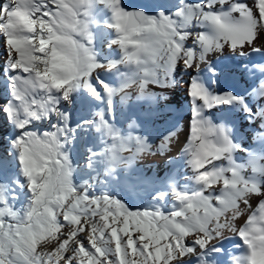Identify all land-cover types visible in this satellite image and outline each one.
Instances as JSON below:
<instances>
[{
	"label": "snow or ice",
	"instance_id": "6c2138e0",
	"mask_svg": "<svg viewBox=\"0 0 264 264\" xmlns=\"http://www.w3.org/2000/svg\"><path fill=\"white\" fill-rule=\"evenodd\" d=\"M35 2L39 4V0ZM104 2L107 0H101V3ZM113 5L116 23L107 25L109 29H120L125 15L130 20L143 23L145 28L130 30L124 27L122 32L109 36L105 31H92L85 25L87 46L76 45L77 51L74 53L71 37L68 32H64L71 22L56 20L55 28L61 31L56 32L53 27H49V39L45 41L43 35L40 37L42 45L47 43L56 50L49 53L40 47V58L27 64L20 61L19 54L12 55L15 49L9 51V32L6 29L15 25V31L25 32L30 31L32 25L29 23V27L25 28L23 24L17 23L21 10L15 0H0V46L3 48L0 76L4 77L5 90L4 98L0 99V113L5 116L0 135L10 134L9 124L17 129L12 134L10 150L0 154V209H4L5 204L20 200V196L14 194V188L26 190L25 199L34 197L36 205L29 215V224L23 228L17 225L13 230V225L8 224L5 232V226L0 225V264H60V261L51 258H38L39 245L34 243L31 232L33 229L39 231L40 226H47L48 223H55L62 228L69 226V222L61 217L65 214L64 202L70 194L61 187L60 177L65 166L72 173L76 171L78 165L73 164V149L78 141L86 140L90 135H95L99 147L88 144L83 148L86 154L80 168L83 175L76 186V199L82 203L73 212L79 211L89 218L99 213L100 210L93 211L94 201L85 199L92 197L95 192L91 180L100 174L97 165L103 166L105 176L112 177L116 173L115 179L121 190L132 194L146 193L151 207L153 201L159 203L166 199L157 187L160 183L159 173L148 174L152 162L148 163V172H145L143 168L135 166V157L107 156L112 138L104 134L102 125L114 129L122 121L126 131L124 127L116 129L122 138L142 140L147 145L146 151L137 152L136 156L159 157L162 163L171 166L174 160H165L164 157L169 155L173 142L181 134L180 123L175 119L180 109L179 93L172 92L179 83L177 77L180 76V65L185 70L196 72L187 87L190 118L179 149L181 154L201 140L202 132L210 129H219L231 142L233 152L251 154L256 151L253 145L257 144L264 148V31L260 30L264 28V16L261 15L264 0H206L205 3L194 5L173 3L172 0H143L138 4H123L122 0H113ZM57 7L56 0L51 3L44 0L36 12L28 13L29 19L31 21L39 16L42 21L46 17H53L56 14L49 9ZM186 9L189 12L187 23L183 28L176 29L174 19H183ZM245 10L257 21L256 28L250 39L237 40L234 33L244 27L241 22ZM195 13H199L198 18ZM165 18L172 27L165 25L161 28ZM153 23L156 25L154 28L150 27ZM205 25L210 26L214 35L208 34ZM194 26L204 27L205 30L190 31ZM17 38L24 39L26 43L31 40L30 48L36 43L31 37ZM189 40L191 46L187 44ZM129 44L131 48L127 46ZM125 58L129 59V63L135 58L137 64L143 62L153 65L155 78L148 86L156 91L149 93L150 102H141L144 96L138 93L136 103L130 102L131 97L121 96V103L117 105L114 89L116 78L127 71L123 63ZM37 64L43 65L42 70ZM200 64L205 67L200 69ZM29 74H32L31 80L21 79L20 82L42 98L37 100L33 95L27 111L22 115L16 112L21 122H13L9 109L18 99L16 81ZM241 84L245 86L242 92L237 90ZM169 92L172 98H169ZM82 109L87 110L89 116L77 119V113ZM216 112H220V115H216ZM238 119H246L247 124L237 123ZM245 139L250 141L247 145L243 143ZM29 144L32 147L27 152L17 147L24 145L27 148ZM125 159L128 165L122 169L120 165ZM219 159H223V156L215 154L208 156L203 163L200 158L190 163L194 165V170L201 173L202 179L203 174L214 168ZM20 175H24L28 184L19 179ZM35 184L40 185L39 189ZM106 195L101 193L95 203H99ZM213 197L219 198V193H211L209 200ZM117 200L123 208L134 209L122 199ZM240 204L248 209V215L241 228L236 229L235 237L249 252L235 260L237 264H254L255 255L264 253V218L256 219L264 207V184L260 190L242 199L237 198V205ZM148 216L152 220H148ZM137 217V224L143 221L146 225L143 233L147 235L138 233L136 225L131 224V220ZM6 218L0 216V220ZM185 218L187 223L183 228L176 225L180 228L177 235L170 230L168 218L162 212L159 219L163 223H153L156 220L155 211L143 215L137 212L128 223H124L122 218L113 223L109 217L105 228L99 230L100 243L93 241L89 244L81 237L80 243L71 251H62L60 260L63 264H86L89 256H92L100 264H124L126 259L133 258L132 253L135 252L145 264H189L186 258L193 254H197V264H219L217 258L225 251L223 242L217 246L210 241L219 238L222 224L209 223L208 227L201 230L196 217ZM222 219H227V213ZM254 220L255 225L249 229ZM121 236H127L128 239L121 240ZM154 237L159 241L155 246L150 242ZM107 244L113 247H105ZM93 245L98 251L77 255L80 249H88ZM160 250H163L162 254ZM229 264L233 262L229 261Z\"/></svg>",
	"mask_w": 264,
	"mask_h": 264
},
{
	"label": "bare ground",
	"instance_id": "6f19581e",
	"mask_svg": "<svg viewBox=\"0 0 264 264\" xmlns=\"http://www.w3.org/2000/svg\"><path fill=\"white\" fill-rule=\"evenodd\" d=\"M130 0H122L123 4H128ZM142 3L143 0H140ZM49 3L52 0H48ZM84 0H56V3L59 7L55 9H49V11L55 13L56 15L53 17H46L42 21H40L39 16H36L35 19H29V12H36L39 8V4H43L44 0H39V4L35 2V0H15L17 7L21 10V14L18 18L17 23L23 24L25 28L29 27V23H31L32 28L30 31L25 32H17L15 31V25L12 28L6 29L9 32V51L15 49L16 51H12V55L16 56L19 54L20 61L24 63L31 64L33 61H36L40 58L39 48L44 47L49 53L55 51V48H50L47 43L41 44L40 37L44 36L45 41L49 39L48 28L53 27L56 32H60V29L55 28L56 20L70 21L71 24L69 28H65L64 32H68L71 37L73 52L76 51V45H81L83 39L86 36V32H81L85 25V20L83 18V12L81 11V6ZM173 3H184V4H197V3H205L206 0H172ZM113 0H107V2L101 3V0L92 4L93 12L95 13L97 20L100 24V31H105L109 36L116 35L117 32H122L125 25H127L128 19L127 15L122 18V27L120 29H116L115 27L109 29L107 25H115L116 20L114 18V13L112 12L113 8ZM189 15V12L185 11L184 18H175L174 24L176 29L183 28L186 23V17ZM197 18L199 17V13L194 14ZM261 15L264 16V8L261 10ZM38 21L40 23L38 24ZM50 21L52 23L50 24ZM244 27L234 33V38L237 40L248 38L250 39L253 31L256 28L257 21L252 18V14H249L246 10L244 11L243 21ZM172 27L173 25L168 24L167 19L165 18L161 22V28L164 26ZM155 23L150 25V27H155ZM208 29L209 35H214L211 31L210 26L205 25ZM139 28H145V25H142ZM138 28V29H139ZM71 29V30H69ZM137 29V28H136ZM193 32L204 31L205 28L201 26H194L189 29ZM264 31V28L260 29ZM31 37L34 38L36 43L30 48L29 44L25 42L24 39H18L17 37ZM188 46H191V40L187 41ZM131 48V44L127 45ZM33 50H35L36 54L33 55ZM3 55V48L0 46V56ZM197 56L199 53L196 54ZM143 60V58H141ZM256 59H259L256 57ZM19 65V61L17 62ZM125 64L127 71L116 78L117 84L114 89L115 91V99L121 103V96L131 97V103H136V94L143 93L144 100L141 102H150L151 97L149 93L156 91L155 89L149 87L148 85L154 81L155 73L153 71L152 64H144L141 62L140 64L136 63L135 58L131 59V63H129V59L125 58L123 61ZM38 68H43V65L37 64ZM205 67L204 64H200L199 68L203 69ZM178 70L180 71V76L177 77L179 81L178 86L172 89V92H178V100L180 102V109L175 117L176 121H179L181 131L180 137L173 142V147L168 156L164 157L165 160L173 159L174 163L169 166L167 164L162 163L161 158L153 157V159L149 160L152 162L151 172H148V163H143L138 159L135 155L137 152L143 151L147 149V145L143 143L142 140L137 141L133 140L131 146H133V155L129 153L124 154V158H133L135 157L134 164L137 167H141L148 172L149 175L152 173H159L160 177V185H157L160 191L165 192L168 191L169 194L166 198V203L169 205L170 209L174 212L180 208L192 206V204H196L197 202H203L205 204V211H208L210 207L213 208V211L210 212V216H206L204 214L199 215L196 214L197 219L201 220V222H205L208 226L209 223H220L222 226L219 228V238L212 239L210 241L211 244L219 246L221 242H223V247L225 249L224 252L220 254L217 258L219 264H229V261H232L233 264H237L235 258L244 257L248 255L249 249L243 245V243L239 240V238L235 237L236 229L241 228L242 222L247 218L248 209L243 206V204L237 205V198L242 199L244 196L256 192L260 190L262 184H264V148H261L260 145H253L256 149L255 152L251 154L243 153L240 151H235L234 154L228 153V149L225 151H217L214 152L213 148L215 146H222L223 144L231 143L227 137L219 130V129H210L208 131L201 133V140L196 141L195 144L190 145L187 152L181 154L179 149L182 147L183 134L186 133L187 121L190 118V99L187 98V87L191 83V80L194 76H196V72L194 70L188 69L185 70L182 65L178 66ZM207 76V74H205ZM32 74L28 76H22L18 78L16 84L18 88L15 89L18 99L13 105L10 106L9 114L12 117L13 122H21L16 112L19 111L21 115L27 111L28 107H30V101L33 95H36L37 100L41 99L39 93H33L30 88H27L26 84L21 83V79L26 81L31 80ZM244 85L241 84L238 87V91H243ZM169 98H172V93L169 92ZM5 96L4 90V77L0 76V99H3ZM175 107V105H174ZM216 115H220V112H216ZM243 115V114H241ZM4 120L0 121V128L4 127ZM237 123L247 124V120H237ZM10 134H13L17 131L14 127L9 124ZM5 136V135H1ZM7 136V135H6ZM7 140V137H6ZM250 141L245 139L243 143L247 145ZM219 154L223 156V159L216 160V164L214 168H210L208 172L203 174V178L201 179V173L194 170V165L190 162L193 159L200 158L203 163L204 160L210 156ZM231 158L233 161L234 171L230 173L231 179H223L221 182L210 186L212 183L213 177L221 176L224 170V163H228L227 159ZM244 161V162H243ZM128 164V160L125 159L124 162L120 165V167L126 168L124 165ZM116 174V173H114ZM111 178V177H110ZM213 184V183H212ZM211 193H219V198L213 197L212 200H209V195ZM251 198V197H250ZM148 203L151 204V201L148 200ZM195 213V212H194ZM227 213V219H222L225 217ZM238 213H243V215H238ZM145 213H142V215ZM209 215V214H208ZM135 216V213L132 211L128 213V215H124L121 218L124 223H128L131 217ZM238 218H234L237 217ZM109 217L104 216L103 218H99L95 223L91 224V227L88 228L86 233H82L81 237H84L86 242L92 244L93 241L96 243H100V229L105 228L106 220ZM264 218V207L261 208L258 217L256 219ZM113 223L118 221L115 218H112ZM148 220H152L151 216L147 217ZM153 223H156L153 220ZM184 223H174L170 225V230L175 232L177 235L180 233V228H183ZM132 225H136V230L138 233H142L147 235V233H143V228L146 227L144 222H140L137 224L135 219L131 220ZM179 224L180 228H177L176 225ZM255 225V220L253 224L249 225V229H251ZM121 231L123 230V224H121ZM115 231V229H113ZM185 234H187L185 232ZM80 238L76 243H74L67 251H71L80 243ZM112 239H115L113 237ZM128 239L127 236H121V240ZM154 246L159 243L158 238H153L150 241ZM118 247V245H116ZM105 247H113L112 244H107ZM171 251V248H169ZM98 251L93 247L88 249H80L77 253L80 255H88L89 252ZM161 254L163 250H160ZM122 254V253H121ZM196 255L193 254L191 257L186 258L189 264H197ZM132 259H126L124 264H145V261L142 257H140L137 253H132ZM60 264H63V261L58 259ZM86 264H100L98 259H94L92 256H89ZM254 264H264V253H257L254 257Z\"/></svg>",
	"mask_w": 264,
	"mask_h": 264
},
{
	"label": "rangeland",
	"instance_id": "374dc122",
	"mask_svg": "<svg viewBox=\"0 0 264 264\" xmlns=\"http://www.w3.org/2000/svg\"><path fill=\"white\" fill-rule=\"evenodd\" d=\"M99 0H84L81 11L83 12V18L85 20V25L88 26L89 30L100 32V24L97 20L95 13L93 12L92 4ZM140 0H130L128 4H138ZM128 19V17H127ZM84 25V26H85ZM143 23H139V27H141ZM126 27V25H125ZM138 27V28H139ZM137 28V29H138ZM135 30V29H134ZM84 27L81 32H84ZM87 33L85 38L82 41L83 46H87L86 44ZM77 51V49H76ZM75 51V52H76ZM36 97V95H35ZM37 99V97H36ZM116 100V99H115ZM117 105L119 106V102L116 100ZM89 113L87 110L82 109L77 113V119L84 117L88 118ZM5 118L4 114L0 113V121H3ZM117 119L119 120V113L117 114ZM104 134L107 137L112 138L111 144L108 145V153L107 156H120L123 157L125 153H129L130 155L133 153V146H131L134 139H130L128 137H121L120 133L116 130L121 127H124L126 131V125L121 123L116 125V128L109 129L107 126H103ZM7 137V140H6ZM13 139V135L9 134L7 136L0 135V154H2L5 150H10V142ZM92 145L93 147H99L96 143L95 135H90L88 139L78 141L77 146L73 149V164L78 165L76 171L74 173L70 172L65 166L64 172L60 177L61 187L63 189H67L68 199L64 202V209L65 214L61 217L62 219L69 222V226L67 228L58 227L55 223H48L47 226H40L39 231L33 229L31 232V237L35 244L39 245L37 249V256L38 258H43L44 260L52 259L53 261H58L62 254V251L67 250L70 248L74 243L78 241L82 233H86L88 228L91 227V224L95 223L99 218L107 216L112 217L118 220V218L125 215V213H150L155 211L156 212V222L159 221L163 223L160 218V214L162 212L163 216L168 218L169 225L174 223H184L187 222L185 216L187 217H196V214L206 216H210V212L213 211V208L210 207L208 211H205V204L203 202H197L196 204H192V207H185L176 210L175 212L170 209L169 205L166 203V199L156 203L155 201L152 202L153 207L151 204L148 203V199L146 198V193H138L132 194L126 191L121 190L117 180L115 179L116 174L113 173L112 177L105 176L103 173V166L97 165L96 167L99 168L100 174L96 179L91 180V185L95 187V192L93 193L92 197H85V199H92L94 201V208L93 211L100 210L97 215H93L91 218L89 216L83 215L81 212H73V209L79 207L81 201H77V187L81 182V177L83 173L81 172L80 168L83 166L85 153L83 148L85 145ZM18 149L22 152H27L29 148L32 147L31 144L25 148L24 145H18ZM231 143L223 144L222 146H215L213 148L214 152H223L228 149V153L234 154L231 151L232 148ZM217 150V151H216ZM146 151V150H143ZM133 155V154H132ZM140 161L143 163H148L149 160L153 159L151 156H137ZM228 163H224V170L221 176L213 177L212 183L210 186H213L216 183L221 182L223 179H231L230 173L234 171L233 161L231 158L227 159ZM244 162V161H243ZM128 164L124 166L127 167ZM19 172V169H16ZM225 177V178H224ZM19 179L28 184L27 179L24 175H20ZM106 181V182H105ZM160 185V184H158ZM37 189H39L40 185H34ZM105 193L107 194L104 199H102L99 203H95L96 200L100 199V194ZM167 198L169 194L168 191L163 192ZM14 194L20 196L19 201H13L12 204H5L4 209H0V216L7 217L6 219L0 220V225L5 226V232H7V225L12 224L13 230L17 225L21 226L22 228L29 224V215L33 208L36 207L35 205V198L34 197H27V191L22 190L19 188H14ZM82 195V193L80 194ZM117 198L122 199L125 203L129 204V208H123L121 204L118 202ZM13 205L15 207L13 208ZM91 207V205L89 206ZM111 209V211L109 210ZM195 212V213H194ZM176 213H184L185 215L176 216ZM209 214V215H208ZM57 215L59 216V210H57ZM197 218V217H196ZM139 217L135 219L136 223ZM198 223L197 226L202 230L206 227L205 222H201V220L197 219ZM142 222V221H141ZM87 229V230H85ZM71 233V235H69ZM56 249L55 252L52 250Z\"/></svg>",
	"mask_w": 264,
	"mask_h": 264
},
{
	"label": "water",
	"instance_id": "95a60500",
	"mask_svg": "<svg viewBox=\"0 0 264 264\" xmlns=\"http://www.w3.org/2000/svg\"><path fill=\"white\" fill-rule=\"evenodd\" d=\"M126 27L129 28L130 30H134L139 27V23H137L135 20H130L128 18Z\"/></svg>",
	"mask_w": 264,
	"mask_h": 264
}]
</instances>
